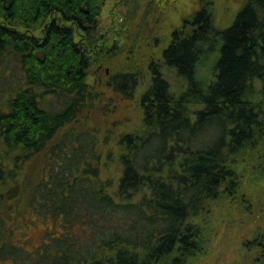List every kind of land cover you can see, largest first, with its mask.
Instances as JSON below:
<instances>
[{"label":"trees","instance_id":"trees-1","mask_svg":"<svg viewBox=\"0 0 264 264\" xmlns=\"http://www.w3.org/2000/svg\"><path fill=\"white\" fill-rule=\"evenodd\" d=\"M105 1L0 0V264H184L203 248L206 206L236 189L245 151L264 163V0H246L216 33L207 83L210 14L184 16L161 55L183 87L175 97L149 63L140 125L112 141L78 117L97 84L127 95L136 85L135 63L88 82L111 57ZM38 226L33 241L26 228Z\"/></svg>","mask_w":264,"mask_h":264},{"label":"rangeland","instance_id":"rangeland-1","mask_svg":"<svg viewBox=\"0 0 264 264\" xmlns=\"http://www.w3.org/2000/svg\"><path fill=\"white\" fill-rule=\"evenodd\" d=\"M245 1L106 0L100 17L101 34L108 42V48L111 47V57L94 63L88 82L94 84L99 79L105 84L104 79L109 75L135 63L136 71L131 79L136 85L127 95L116 94L110 87L97 84L99 95L92 106L78 116L81 126L94 129L100 139L107 135L108 141H112L122 129L132 131L139 127L144 108L142 94L151 86L149 63H160L169 89L176 97L184 79L162 65V50L174 27L202 5L210 14L212 33L215 31L214 36L211 34L212 40L203 46L198 64L199 78L207 83L214 77L220 47L216 33L232 23ZM187 106L192 107L191 103ZM108 141L107 146L111 144ZM257 151L247 149L239 160L236 189L231 193L223 192L206 206L202 213L206 222L203 248L184 264H264V177H261L259 168L264 163L260 161L262 158L256 157ZM114 166L110 164L103 176H111ZM26 232L36 241L42 233V226L27 227Z\"/></svg>","mask_w":264,"mask_h":264},{"label":"flooded vegetation","instance_id":"flooded-vegetation-1","mask_svg":"<svg viewBox=\"0 0 264 264\" xmlns=\"http://www.w3.org/2000/svg\"><path fill=\"white\" fill-rule=\"evenodd\" d=\"M238 10H239V9H238ZM238 10H237V11H238ZM236 13H237V12H236ZM219 53H220V47H219V51H218V54H217V59H216V62H217V60H218ZM216 62H215V63H216Z\"/></svg>","mask_w":264,"mask_h":264}]
</instances>
